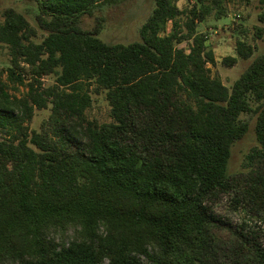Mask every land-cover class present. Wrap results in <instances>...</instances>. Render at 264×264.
Instances as JSON below:
<instances>
[{
  "label": "trees",
  "instance_id": "obj_1",
  "mask_svg": "<svg viewBox=\"0 0 264 264\" xmlns=\"http://www.w3.org/2000/svg\"><path fill=\"white\" fill-rule=\"evenodd\" d=\"M24 1L35 24L0 11L10 57L0 72V264H218L222 220L209 201L231 190L232 148L253 120L246 159L264 164V50L237 39V56L222 62L252 60L229 87L198 30L227 17V0H155L129 43L100 37L103 14L80 26L127 0ZM101 92L112 119L87 120ZM46 108L47 122L30 128ZM246 194L264 200V179ZM254 250L264 264V244Z\"/></svg>",
  "mask_w": 264,
  "mask_h": 264
},
{
  "label": "rangeland",
  "instance_id": "obj_2",
  "mask_svg": "<svg viewBox=\"0 0 264 264\" xmlns=\"http://www.w3.org/2000/svg\"><path fill=\"white\" fill-rule=\"evenodd\" d=\"M192 0H179L178 5L186 8ZM155 5V0H127L111 8H103L93 16L81 18L80 26L91 29L97 15H105L100 37L110 43H129L139 39V28L144 23ZM13 6L23 12L31 23L35 24L36 5L24 0H0V11ZM229 8L225 18L215 19L209 16L198 24L200 32H208V43L212 46L216 65H209L212 75L219 77L229 87L246 69L252 58L238 59L234 65L224 64L227 56H237L235 45L237 39L246 40L255 48L254 55L264 50V22L260 14L264 12L261 0H227ZM242 29V30H240ZM262 29L261 37L256 31ZM258 32V31H257ZM182 46H186L185 43ZM9 54L5 46L0 45V72L9 64ZM45 84L53 82L48 76ZM26 89L10 88V92L22 95ZM92 104L87 109V120L98 123L111 121L110 106L105 93L92 94ZM51 114L50 108L36 110L29 123L30 128L41 129ZM255 120L250 123L246 135L236 141L232 148L228 172L231 178V190L219 194L209 201V205L222 220L214 228L218 249V264H254L256 255L254 247L264 244V200L255 202L248 198L246 190L253 179H264V164L257 161L248 162L246 155L257 144ZM106 264V263H105Z\"/></svg>",
  "mask_w": 264,
  "mask_h": 264
}]
</instances>
